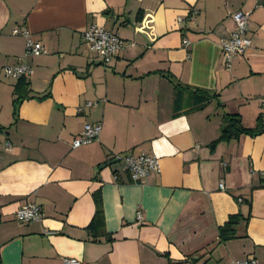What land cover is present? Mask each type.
<instances>
[{"label": "crops", "instance_id": "1", "mask_svg": "<svg viewBox=\"0 0 264 264\" xmlns=\"http://www.w3.org/2000/svg\"><path fill=\"white\" fill-rule=\"evenodd\" d=\"M238 11L251 46L225 68ZM91 25L124 42L106 65L81 42ZM15 29L47 54L25 57ZM19 64L29 79L2 74ZM186 87L208 102L193 108ZM262 100L264 0H0V264H264V132L220 139L226 115L264 124ZM85 124L98 139L73 149ZM125 154L156 157L160 173L134 183ZM26 204L40 221L15 219ZM96 204L106 235L94 239Z\"/></svg>", "mask_w": 264, "mask_h": 264}, {"label": "built area", "instance_id": "2", "mask_svg": "<svg viewBox=\"0 0 264 264\" xmlns=\"http://www.w3.org/2000/svg\"><path fill=\"white\" fill-rule=\"evenodd\" d=\"M231 20L233 22V30L227 38L220 42V49L222 54V62L225 68H230L233 60L242 56L246 50L251 46L250 39L247 36L248 17L246 14L238 11L232 14ZM181 22V19H178ZM13 35H22L26 38L24 56L37 57L46 55L47 51L40 43L34 42L29 38L26 30H13ZM81 42L86 45L88 51L95 54V56L104 65L111 62V60L122 50L124 42L118 38L117 35L105 30L102 27L91 25L81 32ZM183 47H187L189 42L183 40ZM2 74L6 78L13 79H29L32 76V69L26 64H19L16 66H9L2 69ZM96 103L88 102L85 107L89 108L95 106ZM261 114L264 117V100L260 103ZM82 109L78 108V112ZM101 131L100 124H85L80 134L73 140L72 148L76 149L81 146H87L98 139ZM117 162L121 163L122 171L126 172L134 183H140L152 174L158 175L160 173L159 161L156 157L140 154L132 155L125 154L116 158ZM264 175V171L262 172ZM219 188L223 190L222 184ZM42 218L41 210L34 204H26L17 209L15 219L23 224L37 222ZM136 219L142 220L141 211H137ZM64 264H80L75 259H63ZM229 264H257L253 258H244L241 260L232 261Z\"/></svg>", "mask_w": 264, "mask_h": 264}, {"label": "trees", "instance_id": "3", "mask_svg": "<svg viewBox=\"0 0 264 264\" xmlns=\"http://www.w3.org/2000/svg\"><path fill=\"white\" fill-rule=\"evenodd\" d=\"M170 79V77H168ZM24 78H20L19 80H23ZM173 83V82H172ZM180 84H174V88L176 90V101H177V96L181 94ZM182 88V87H181ZM190 92L189 95L193 96L194 99V106L193 108H197L199 106L204 105L205 103L208 102L210 95L207 92L200 91V90H190L188 87H186ZM178 90V91H177ZM15 92V91H14ZM261 118V117H260ZM261 120H258L255 128L253 129H244L240 125V121L237 116H232V115H226L223 118V125H222V139L223 137L228 138V131L231 130L232 132H237V133H242L250 136H255L258 134H261L264 132V124ZM212 143L210 145L211 148H213L217 142ZM241 215L237 214L234 216H230L228 218V221L219 228L218 234H219V239L221 242L227 241L229 239H232L234 237V232H235V226L238 224V222L241 220ZM88 230L90 231L92 237L94 239H97L98 237L105 236V232L103 229V215H102V209L99 204H96V210L95 213L88 225Z\"/></svg>", "mask_w": 264, "mask_h": 264}, {"label": "water", "instance_id": "4", "mask_svg": "<svg viewBox=\"0 0 264 264\" xmlns=\"http://www.w3.org/2000/svg\"><path fill=\"white\" fill-rule=\"evenodd\" d=\"M229 133H232L231 131H229Z\"/></svg>", "mask_w": 264, "mask_h": 264}]
</instances>
